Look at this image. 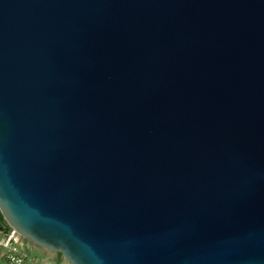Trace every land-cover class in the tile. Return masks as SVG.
<instances>
[{
  "label": "water",
  "instance_id": "1",
  "mask_svg": "<svg viewBox=\"0 0 264 264\" xmlns=\"http://www.w3.org/2000/svg\"><path fill=\"white\" fill-rule=\"evenodd\" d=\"M0 216L67 264H264V0H0Z\"/></svg>",
  "mask_w": 264,
  "mask_h": 264
},
{
  "label": "built area",
  "instance_id": "2",
  "mask_svg": "<svg viewBox=\"0 0 264 264\" xmlns=\"http://www.w3.org/2000/svg\"><path fill=\"white\" fill-rule=\"evenodd\" d=\"M2 234L3 239L0 240V248L5 251V255L1 264H27L17 252L21 237L10 228H7ZM40 264L50 263L43 261Z\"/></svg>",
  "mask_w": 264,
  "mask_h": 264
},
{
  "label": "rangeland",
  "instance_id": "3",
  "mask_svg": "<svg viewBox=\"0 0 264 264\" xmlns=\"http://www.w3.org/2000/svg\"><path fill=\"white\" fill-rule=\"evenodd\" d=\"M5 227L3 230H6L8 228V226L6 225V223L4 222L3 219H0V228L1 227ZM3 239V234L0 232V240ZM20 246L18 247V254L23 257L24 259H27L29 262L28 264L31 263L30 259H35L36 261L41 262L40 260H42V250H39L38 248H36L34 245H32L31 243L25 241L24 239L21 238L20 240ZM43 253L47 254L49 259L46 260V262L48 263H53V264H60L59 262H54V259L56 258V254H50L47 253L45 251H43ZM0 254H1V258H3V256L5 255V251L3 249L0 248Z\"/></svg>",
  "mask_w": 264,
  "mask_h": 264
},
{
  "label": "crops",
  "instance_id": "4",
  "mask_svg": "<svg viewBox=\"0 0 264 264\" xmlns=\"http://www.w3.org/2000/svg\"><path fill=\"white\" fill-rule=\"evenodd\" d=\"M5 227H1L0 228V232L1 233H3L5 230H3ZM41 253H42V260H40L41 262H43V261H46V260H48L49 259V257H48V255L47 254H45V253H43V251H41ZM2 261H3V258H1V254H0V264L2 263ZM30 261H31V263L30 264H40L41 262H39V261H36L34 258L33 259H30ZM60 264H67L63 259H58L57 260ZM51 264H53V263H51Z\"/></svg>",
  "mask_w": 264,
  "mask_h": 264
},
{
  "label": "trees",
  "instance_id": "5",
  "mask_svg": "<svg viewBox=\"0 0 264 264\" xmlns=\"http://www.w3.org/2000/svg\"><path fill=\"white\" fill-rule=\"evenodd\" d=\"M0 219H2L1 216H0ZM58 259H62V258H61V256H60L59 254H56V258L54 259V262H55V263L58 262V261H57ZM24 261H25L27 264H28V262H29L27 259H24Z\"/></svg>",
  "mask_w": 264,
  "mask_h": 264
}]
</instances>
